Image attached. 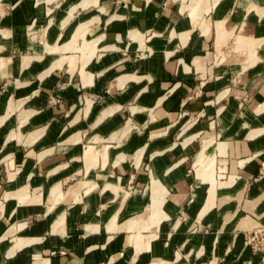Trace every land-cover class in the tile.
<instances>
[{
    "label": "crops",
    "instance_id": "obj_1",
    "mask_svg": "<svg viewBox=\"0 0 264 264\" xmlns=\"http://www.w3.org/2000/svg\"><path fill=\"white\" fill-rule=\"evenodd\" d=\"M192 1L0 0V264H264V0Z\"/></svg>",
    "mask_w": 264,
    "mask_h": 264
},
{
    "label": "built area",
    "instance_id": "obj_2",
    "mask_svg": "<svg viewBox=\"0 0 264 264\" xmlns=\"http://www.w3.org/2000/svg\"><path fill=\"white\" fill-rule=\"evenodd\" d=\"M192 200V196L190 197ZM247 243L255 251H260L264 256V228H256L247 235Z\"/></svg>",
    "mask_w": 264,
    "mask_h": 264
},
{
    "label": "rangeland",
    "instance_id": "obj_3",
    "mask_svg": "<svg viewBox=\"0 0 264 264\" xmlns=\"http://www.w3.org/2000/svg\"><path fill=\"white\" fill-rule=\"evenodd\" d=\"M196 5L195 0L192 1L191 7L194 8Z\"/></svg>",
    "mask_w": 264,
    "mask_h": 264
}]
</instances>
